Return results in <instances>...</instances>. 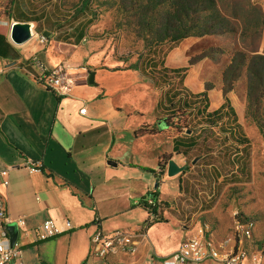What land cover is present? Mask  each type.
I'll return each instance as SVG.
<instances>
[{
  "label": "crops",
  "instance_id": "0c3cea01",
  "mask_svg": "<svg viewBox=\"0 0 264 264\" xmlns=\"http://www.w3.org/2000/svg\"><path fill=\"white\" fill-rule=\"evenodd\" d=\"M252 2L264 11V0ZM31 36L28 42L16 44L7 32L19 58L0 57V196L21 247L14 264H143L172 254L204 224L216 240L231 235V210L209 205L201 192L195 199L186 182L194 172L186 169L169 177L168 163L163 162L169 156L184 166L183 144L205 141L209 129L226 128L230 133L234 126L244 127L241 106L232 92L225 93L213 80L211 60L203 57L191 62L194 52L200 55L196 51L201 38L180 41L157 68L168 72L187 68L182 82L195 112L205 117L223 114L217 126L202 122L196 134L188 132L184 138L175 126L167 133L137 134L143 126L162 119L158 114L163 96L147 76L155 69L125 68V60L107 56L85 37L67 42L53 33ZM38 63L47 71L61 64L68 67L73 84L67 95L37 81ZM92 72L94 83L90 84ZM135 89L156 100L150 122L141 108L133 107ZM153 146L156 152L147 154V147ZM149 195L158 202L154 218L141 204ZM21 218L25 225L19 228L16 222ZM246 218L255 222L246 246L264 255V217ZM49 219L56 227L49 238L41 240L36 231ZM98 229L104 234L116 230L134 234V250L107 260L90 259L91 239ZM201 264L220 263L207 260Z\"/></svg>",
  "mask_w": 264,
  "mask_h": 264
},
{
  "label": "rangeland",
  "instance_id": "374dc122",
  "mask_svg": "<svg viewBox=\"0 0 264 264\" xmlns=\"http://www.w3.org/2000/svg\"><path fill=\"white\" fill-rule=\"evenodd\" d=\"M83 1L0 0V26L8 28L10 37L16 25H27L39 38L47 31L67 42H73L82 32L107 56L125 60V68L148 69L152 60L159 64L173 45L171 39L179 25L172 15L183 0H88L82 10ZM191 1L196 15L187 27L190 37L202 39L196 51L200 55L194 52L191 62L208 57L214 64V82L225 93L232 92L241 106L244 127L236 135L246 136L247 145L238 143L226 128L209 129L205 141L200 140L184 154L187 170L194 172L186 182L191 184L195 199L201 192L209 205L231 210V215L238 207L245 217L260 219L264 217V11L252 0H215V4L210 0ZM251 63L260 76L251 74ZM147 76L159 87L165 102L159 109L161 121L168 118L184 137L188 132L196 134L204 119L200 121L196 113L174 116L176 110L166 111L177 108V97L185 94L183 82L170 73L150 72ZM174 93L176 99L171 98ZM155 101L153 96L134 90L133 107L141 108L149 122L155 115L151 112ZM161 131L167 133L169 127ZM146 152L150 155L156 149L147 147ZM195 158L199 160L194 164ZM193 165L196 167L191 169Z\"/></svg>",
  "mask_w": 264,
  "mask_h": 264
},
{
  "label": "built area",
  "instance_id": "2783aa9c",
  "mask_svg": "<svg viewBox=\"0 0 264 264\" xmlns=\"http://www.w3.org/2000/svg\"><path fill=\"white\" fill-rule=\"evenodd\" d=\"M37 67L39 74L36 79L40 84L47 88L56 89L62 95L68 94L73 79L70 77L66 65L61 64L50 71H47L41 63H38ZM2 72L3 68L0 67V74ZM29 169L35 171L38 167H29ZM146 203L149 208L158 206V202L152 195L146 197ZM158 213L159 209L157 214L150 213V215L154 218ZM232 217L234 228L231 235L216 240L210 226L204 224L198 229L193 238L181 244L172 254L150 259L143 264H201L207 260L220 264H263V253L261 251L250 252L246 246V241L253 237L254 220L244 217L243 212L238 207L232 210ZM11 223L5 201L0 196V264H14V260L21 252L18 242L12 243L7 228ZM16 223L21 228L25 225V220L21 218ZM55 227L56 225L52 219L47 220L36 231L38 237L41 240L49 238ZM134 238V234L122 230L104 234L98 229L91 239L89 258L107 260L110 256L132 252L134 250Z\"/></svg>",
  "mask_w": 264,
  "mask_h": 264
},
{
  "label": "trees",
  "instance_id": "16d2710c",
  "mask_svg": "<svg viewBox=\"0 0 264 264\" xmlns=\"http://www.w3.org/2000/svg\"><path fill=\"white\" fill-rule=\"evenodd\" d=\"M210 2L212 4H215V0H210ZM87 6H88V0H84L82 10L85 9ZM177 7H178V11H176V14H173L172 17L174 19L178 20L179 29H178V31L176 30L175 35L171 39V41L173 42V45L169 48V50H171L176 45H178L180 41L192 36V34L189 33L190 28L187 27V23L188 22L191 23L192 19H193L192 17L196 15V10L192 6L191 0L179 1V3L177 4ZM202 27H204V26H202ZM7 32H8L7 27L0 26V57L3 59H10L12 61H16L19 58V53L17 52L15 47L8 41ZM201 34H204V33H201ZM84 37H85V35L82 32H80V34H78L76 36V41H81ZM148 63H149V61L146 64H148ZM160 63L161 62H159V64ZM159 64H158V61L152 60L150 62V67L155 69L156 72H163V74L170 73L174 77L179 78L180 81H182L184 79L185 71H187V68L182 69L181 72H177V71L168 72L166 70L165 71H158L157 68H158ZM235 66H238V65H235ZM133 68H139V67L133 66ZM248 69H249V71H251V74L253 76H256V77L260 76L259 72L255 71L253 69L252 63L249 64ZM176 97H177V93H174V96H172L171 98L176 99ZM164 103L165 102H162L159 105V109L163 108L162 105ZM176 104H177V108H175V106H173L171 109L166 108V111H169L171 113V112H174V110H176V112H174L175 114L173 113L174 116H177L181 112L188 113V114L196 113L199 117L204 118L205 122H203V123H204V125H207V127H215L223 119V114L221 113V111L220 112H214L212 114L209 113L206 115V117H205V115H201L200 113L195 112V108L193 107V100H190L188 98V94L186 92H185V94H179V96L177 97ZM173 105H175V104H173ZM165 106L168 107L167 105H165ZM233 116H234V118L236 117L235 114ZM161 122H165L167 125H169L168 127H171V125L169 124L168 118L165 119L164 121H161ZM159 123H160V121L158 123H156L155 125H152V126H143L137 132V134L138 135L139 134H141V135L156 134L159 131H161V129L159 127ZM240 129H242V126H234L232 128L231 132L230 133L228 132V133L230 136L235 137L237 139L238 143H240L241 145L246 147V145H247V143H246L247 140L245 139L246 136L242 137L241 135H236V133ZM178 131L181 132V130H178ZM234 131H236L235 134H234ZM185 137H187V136H185ZM185 141H188V140H185ZM195 145H196V143H193V144H191V142L184 143L182 146V151H183L182 153L187 154V152H190L191 149L195 148ZM179 153H180V151H179ZM169 159H170L169 156L163 157V161L165 162L166 165H167ZM141 204L144 208L147 209V211H149V214L150 213L157 214L158 206L150 207L151 208V210H150V208L147 206V203H146V197L141 200ZM147 223H148V221H147ZM147 223H146V225H147Z\"/></svg>",
  "mask_w": 264,
  "mask_h": 264
},
{
  "label": "water",
  "instance_id": "95a60500",
  "mask_svg": "<svg viewBox=\"0 0 264 264\" xmlns=\"http://www.w3.org/2000/svg\"><path fill=\"white\" fill-rule=\"evenodd\" d=\"M45 36H49L50 33L49 32H45L44 33ZM31 36V30H28V26L27 25H16L13 29V33L11 34V39L12 41H14L16 44H23L25 42H27V40L30 39ZM11 65H14L11 64ZM94 72H92L90 74V78H89V83L93 84L94 83ZM159 127L161 130H164L168 127V125L165 122H160L159 123ZM198 161V159H195L193 161V163L195 164ZM187 169V166H180L177 164V162L173 159H170L168 162V166H167V175L169 177H173L176 176L182 172H184ZM11 225L8 226L9 230H10V235H11V239H12V243L17 241V233L13 232L11 230Z\"/></svg>",
  "mask_w": 264,
  "mask_h": 264
}]
</instances>
